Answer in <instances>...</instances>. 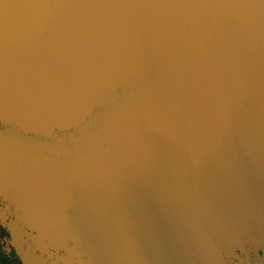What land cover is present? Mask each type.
Instances as JSON below:
<instances>
[{
	"label": "water",
	"instance_id": "water-1",
	"mask_svg": "<svg viewBox=\"0 0 264 264\" xmlns=\"http://www.w3.org/2000/svg\"><path fill=\"white\" fill-rule=\"evenodd\" d=\"M0 230L15 264H264V0H0Z\"/></svg>",
	"mask_w": 264,
	"mask_h": 264
},
{
	"label": "flooded vegetation",
	"instance_id": "flooded-vegetation-1",
	"mask_svg": "<svg viewBox=\"0 0 264 264\" xmlns=\"http://www.w3.org/2000/svg\"><path fill=\"white\" fill-rule=\"evenodd\" d=\"M17 257L13 248H7L3 241L2 231L0 230V264H15Z\"/></svg>",
	"mask_w": 264,
	"mask_h": 264
}]
</instances>
